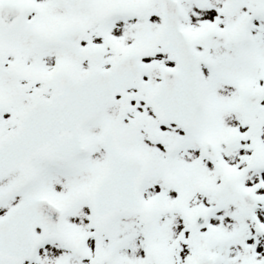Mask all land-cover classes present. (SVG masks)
Instances as JSON below:
<instances>
[{
  "label": "snow or ice",
  "instance_id": "snow-or-ice-1",
  "mask_svg": "<svg viewBox=\"0 0 264 264\" xmlns=\"http://www.w3.org/2000/svg\"><path fill=\"white\" fill-rule=\"evenodd\" d=\"M0 264H264V0H0Z\"/></svg>",
  "mask_w": 264,
  "mask_h": 264
}]
</instances>
